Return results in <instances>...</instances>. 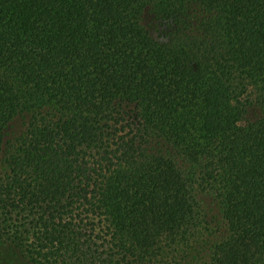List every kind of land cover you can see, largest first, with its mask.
Returning a JSON list of instances; mask_svg holds the SVG:
<instances>
[{
  "label": "trees",
  "instance_id": "trees-1",
  "mask_svg": "<svg viewBox=\"0 0 264 264\" xmlns=\"http://www.w3.org/2000/svg\"><path fill=\"white\" fill-rule=\"evenodd\" d=\"M0 264H264V0H0Z\"/></svg>",
  "mask_w": 264,
  "mask_h": 264
}]
</instances>
